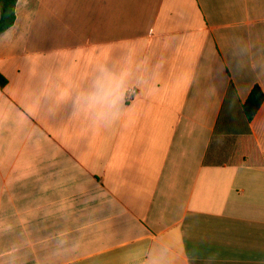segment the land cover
I'll use <instances>...</instances> for the list:
<instances>
[{
	"label": "crops",
	"instance_id": "1",
	"mask_svg": "<svg viewBox=\"0 0 264 264\" xmlns=\"http://www.w3.org/2000/svg\"><path fill=\"white\" fill-rule=\"evenodd\" d=\"M101 65L133 82L108 128L71 105ZM0 74V264L61 232L58 264H264V0H17Z\"/></svg>",
	"mask_w": 264,
	"mask_h": 264
},
{
	"label": "clouds",
	"instance_id": "2",
	"mask_svg": "<svg viewBox=\"0 0 264 264\" xmlns=\"http://www.w3.org/2000/svg\"><path fill=\"white\" fill-rule=\"evenodd\" d=\"M128 70H113L107 65L98 67L90 83L71 97V105L78 113L86 114L94 126L108 128L122 117L125 102L132 88ZM9 229L11 225L7 226ZM79 249V242H70L69 234L58 233L55 243L28 236L18 237L3 253V264H27L29 255H39L37 264H58ZM160 253L153 254L149 264H164Z\"/></svg>",
	"mask_w": 264,
	"mask_h": 264
},
{
	"label": "trees",
	"instance_id": "3",
	"mask_svg": "<svg viewBox=\"0 0 264 264\" xmlns=\"http://www.w3.org/2000/svg\"><path fill=\"white\" fill-rule=\"evenodd\" d=\"M17 0H0V33L8 29L14 22V7ZM6 84L5 78L0 74V89ZM264 99V93L254 86L249 92L246 100L242 104L243 113L246 121H250L258 110L260 104ZM246 141L245 149L252 154L253 161L258 163L260 156L254 146L252 137L244 138Z\"/></svg>",
	"mask_w": 264,
	"mask_h": 264
}]
</instances>
